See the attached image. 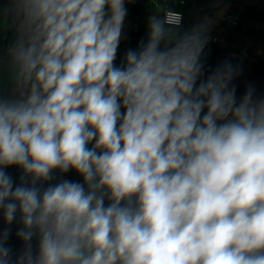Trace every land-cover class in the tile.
Masks as SVG:
<instances>
[{
	"label": "clouds",
	"instance_id": "1",
	"mask_svg": "<svg viewBox=\"0 0 264 264\" xmlns=\"http://www.w3.org/2000/svg\"><path fill=\"white\" fill-rule=\"evenodd\" d=\"M131 2L0 0V264H264V97L159 5L117 63Z\"/></svg>",
	"mask_w": 264,
	"mask_h": 264
},
{
	"label": "trees",
	"instance_id": "2",
	"mask_svg": "<svg viewBox=\"0 0 264 264\" xmlns=\"http://www.w3.org/2000/svg\"><path fill=\"white\" fill-rule=\"evenodd\" d=\"M128 14L124 23V38L121 40L117 54V63L122 59L128 48L135 49L141 39L147 38L148 17L156 11L153 0H132L126 4ZM226 9V25L221 27L211 23L209 42L205 48V65L211 71L217 65L228 60L237 69L239 75L233 83L237 85V96L241 97L246 88L252 86L255 95L264 97V55H255L254 49L264 50V0H185L183 6L184 22L182 28L187 29L194 24L203 22L205 15L213 9ZM237 16L236 24L233 25V18ZM12 36L0 40V47H6ZM243 49H247V56L241 61L240 55ZM21 169L16 166L9 167L7 172L19 183ZM54 175L58 179L51 181L56 183L62 175L67 176L72 181H80L79 176L74 170L61 174L58 170ZM45 187L47 185H44ZM8 227L0 212V231ZM11 235L7 241V246L12 250V259L23 250L24 244L16 236V231L22 227L19 219L11 226ZM33 247L36 246V238L32 241Z\"/></svg>",
	"mask_w": 264,
	"mask_h": 264
},
{
	"label": "rangeland",
	"instance_id": "3",
	"mask_svg": "<svg viewBox=\"0 0 264 264\" xmlns=\"http://www.w3.org/2000/svg\"><path fill=\"white\" fill-rule=\"evenodd\" d=\"M161 6V5H160ZM162 7V6H161ZM205 18H207L208 20L211 21V23H214V24H217L220 26V29L221 27H224L226 25V20H227V14H226V9L224 8H217V9H213L211 10V12H208L206 15H205ZM0 34L3 35V40L9 38L12 36V33L8 30H6L5 28L3 27H0ZM259 50H263L262 48H257V49H254V54L255 55H258V51ZM264 51V50H263ZM60 179H68L70 180L67 176L65 175H62L60 177ZM81 182H82V177H81Z\"/></svg>",
	"mask_w": 264,
	"mask_h": 264
},
{
	"label": "built area",
	"instance_id": "4",
	"mask_svg": "<svg viewBox=\"0 0 264 264\" xmlns=\"http://www.w3.org/2000/svg\"><path fill=\"white\" fill-rule=\"evenodd\" d=\"M165 4L163 5L164 8H170L175 12L182 13L183 16V22H184V12H183V6L185 5V0H173L174 5H172L168 0H165ZM153 4L156 7L157 5L160 6L159 2L157 0H153ZM237 21V16L233 18L232 24L235 25ZM183 24V23H182ZM259 55H264L263 50L258 51ZM247 56V49H243L242 53L238 55L241 61L244 60V57Z\"/></svg>",
	"mask_w": 264,
	"mask_h": 264
},
{
	"label": "crops",
	"instance_id": "5",
	"mask_svg": "<svg viewBox=\"0 0 264 264\" xmlns=\"http://www.w3.org/2000/svg\"><path fill=\"white\" fill-rule=\"evenodd\" d=\"M159 4L163 7V5L166 3L165 0H157ZM172 5H174L173 0H168Z\"/></svg>",
	"mask_w": 264,
	"mask_h": 264
},
{
	"label": "water",
	"instance_id": "6",
	"mask_svg": "<svg viewBox=\"0 0 264 264\" xmlns=\"http://www.w3.org/2000/svg\"><path fill=\"white\" fill-rule=\"evenodd\" d=\"M239 97V96H238ZM56 176V179H58L59 178V176H57V175H55Z\"/></svg>",
	"mask_w": 264,
	"mask_h": 264
}]
</instances>
